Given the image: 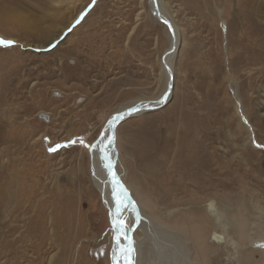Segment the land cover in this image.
<instances>
[{
	"label": "rangeland",
	"instance_id": "rangeland-1",
	"mask_svg": "<svg viewBox=\"0 0 264 264\" xmlns=\"http://www.w3.org/2000/svg\"><path fill=\"white\" fill-rule=\"evenodd\" d=\"M221 2L163 0L182 33L173 96L162 107L120 121L116 135L124 146L129 135L149 137L164 128L180 107L197 106L221 159H237L240 182H253L245 199L255 229L264 225V186L257 185L264 182V144L250 129L257 155L252 163L241 161L233 116L237 106L247 119L244 93L255 98L262 90L255 74L262 60L240 53L238 34L245 49L261 51L264 18L255 17V5L264 0H231V14L241 16L233 42ZM149 3L0 0V40L12 42L0 43V264L113 263L110 211L93 181L89 149L122 107L165 91L160 59L170 42ZM236 54L250 61L234 64ZM257 118L264 138V119ZM135 235L144 237L141 230ZM259 236L264 229L249 239ZM252 243L264 249V237ZM224 263L237 264L227 257Z\"/></svg>",
	"mask_w": 264,
	"mask_h": 264
},
{
	"label": "bare ground",
	"instance_id": "bare-ground-1",
	"mask_svg": "<svg viewBox=\"0 0 264 264\" xmlns=\"http://www.w3.org/2000/svg\"><path fill=\"white\" fill-rule=\"evenodd\" d=\"M219 2L224 4L223 15L229 34L239 30L235 18L240 15L231 14V0ZM149 4L151 12L168 31L170 46L160 59L165 91L158 99L141 100L122 107L118 111L123 112L118 116L122 122L164 106L174 93L173 60L181 44V28L166 11L163 0H150ZM253 5L248 7V11ZM255 7L262 16L255 17L263 22L264 2ZM69 27L66 26L62 32ZM233 35L230 36L232 42ZM244 42L239 33L238 43L243 45L240 53L250 51L256 61L262 60L255 72L262 90L255 98L247 97L243 92L247 119L244 120L237 106L233 116V125L242 141L239 145L244 152L241 161L252 163V155H257V152L251 146V130L264 144L256 124L257 116L264 119V40L258 52L245 49ZM236 56V60L231 58L234 64L250 61L247 55ZM249 83L253 90L255 84ZM197 112V106L184 105L180 107V115L169 118L170 122L163 129L160 127L159 131H154L152 137L129 135L124 146H120L116 135L122 122L113 130L118 119L114 117L90 147L93 181L110 211L114 237L112 259L115 261L119 256L118 264H129V260L132 264H225V257L237 264H264V249L249 246L264 237L249 239L252 231L264 229V225L252 229L248 219L253 210L245 196L251 194L253 182H240V162L237 159H221L218 146L209 141L211 133L208 127L202 128ZM247 120L251 128L247 126ZM260 153L264 156V150ZM259 158H256V163ZM257 185L262 187L264 182H257ZM118 201L121 203L119 213L116 211ZM115 221L128 226L123 227ZM140 230L144 233L143 239L135 235ZM256 253L261 256L256 258Z\"/></svg>",
	"mask_w": 264,
	"mask_h": 264
},
{
	"label": "snow or ice",
	"instance_id": "snow-or-ice-1",
	"mask_svg": "<svg viewBox=\"0 0 264 264\" xmlns=\"http://www.w3.org/2000/svg\"><path fill=\"white\" fill-rule=\"evenodd\" d=\"M0 43L11 44L12 42L11 41H3V40H0ZM109 144H111V141H109ZM106 158H107V156H106ZM108 167L111 168L112 165L109 163ZM120 210H121V203H120V201H118L117 202V208H116L117 213H119ZM115 223L122 224L123 227H127L128 226L127 224H124L121 221H115ZM129 251H131V249ZM129 264H132L131 260H129Z\"/></svg>",
	"mask_w": 264,
	"mask_h": 264
},
{
	"label": "water",
	"instance_id": "water-1",
	"mask_svg": "<svg viewBox=\"0 0 264 264\" xmlns=\"http://www.w3.org/2000/svg\"><path fill=\"white\" fill-rule=\"evenodd\" d=\"M162 21H165V20H163L162 19ZM166 22V21H165ZM121 121V117H118V119H117V122H116V124H115V126H114V128H113V130H116V128H117V125L119 124V122ZM133 238V237H132ZM118 257L119 256H117V258H116V260L115 261H113V263L112 264H118Z\"/></svg>",
	"mask_w": 264,
	"mask_h": 264
}]
</instances>
